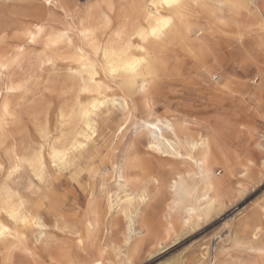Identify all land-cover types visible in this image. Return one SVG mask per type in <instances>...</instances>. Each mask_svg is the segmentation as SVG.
Returning <instances> with one entry per match:
<instances>
[{
	"label": "rangeland",
	"instance_id": "1",
	"mask_svg": "<svg viewBox=\"0 0 264 264\" xmlns=\"http://www.w3.org/2000/svg\"><path fill=\"white\" fill-rule=\"evenodd\" d=\"M87 1L89 4L91 0H75V5L67 7L65 12L60 11L61 13L55 14L54 20L44 21L43 23L37 18V9L30 7L31 4L34 5L37 1H18V6L24 8L28 6V9H31L21 13L12 8L14 4H17L16 2L6 3L8 8L3 6V3L0 4V7L5 8H0V48L2 50H0V64L7 65V67L0 70V81L2 80L0 82V163H11V166L14 167L16 155L29 160L39 153L40 146L44 143L45 151L42 155H45V172L51 178L50 182L45 185V189L46 192L47 188L51 189L47 194L52 198V203L49 204L38 196H32L27 191L32 185L40 187V181L35 179L29 164H25L22 171L9 181L12 192L19 191L21 194L19 199L25 201L24 203L31 211L39 217L41 216L42 230L50 236L51 242L49 248L36 249L39 253V259L36 263H33L26 260L24 256L26 250L27 253L33 250V242H36L34 239L35 233L33 232L34 235L30 234L29 239L16 246V249L10 248L11 245L15 244V240L12 238L6 247L0 244V263L56 264V260L59 259L57 255L63 249V253L66 252V258L62 259L60 264H67V261L73 258L92 259L93 257L102 260L103 264H180V262L182 264H264V255L261 254V249H264V184L261 183L259 178V169H251L247 166L249 157L255 159L259 156L256 145L260 142L261 130H264V119H261L257 90L259 85L256 86V89H253L251 83L248 86L250 89L243 95L237 96L232 103L233 105H226L229 120L231 119V129L229 128L227 133V140L230 147L229 156L232 167L230 166L225 177V183L220 192L221 196L217 197L210 207L196 215L185 202L172 203V211L180 221V225H182H179L168 235L162 233L152 235L141 232L138 237L142 239L141 243L136 250H133L134 252L129 247L132 240V231L126 230V224L122 223L108 226L106 225L108 221H104V224L94 230L95 235L89 242L85 230L80 225L89 202L93 199L105 205V192L107 189L110 193H114L116 189L107 158L117 140L118 126L123 119L121 106L109 104L101 109L100 113L102 115L98 117L96 135L92 134L93 138L91 137L90 140L89 149L91 151L85 152L75 164L61 170L53 167V162L48 156V145L57 137L59 138L61 133L65 134L68 131L71 125L70 110L77 100L76 95L69 92L66 96L61 94L55 99L49 98L47 105H52V107L48 108L47 105L41 104L40 94L43 91L42 85L44 82L58 78L60 84L66 85L68 89H72L73 85H76L75 93L79 95V100L84 102L87 92L81 91L80 86L82 81H87V74L84 72L85 64H93L97 67L98 71L95 78L108 87V94L118 90L112 89L113 77L103 70L99 56L93 54L87 45H84L85 51L80 56L74 47L49 48L42 39L30 41L17 31L19 28H32L34 24L40 23L44 25V32L50 29L69 28L75 33V35L73 34L74 43L81 45V40L75 31L79 26V20L84 14V8L88 5ZM212 2L215 3L217 0H212ZM257 2L264 3V0H257ZM249 11L252 12V15L244 12L239 20L240 24H243L242 27L236 29L234 24L231 25L227 29L229 34L219 30L214 32L213 29H221L224 26L219 25L218 21L210 15H206L196 25V29H201L200 38L205 40L215 53L219 50L218 53L221 56L224 49H227L230 54L235 53L236 56L230 55L228 59V63L230 62L228 66H233H227V70H231L235 66L240 70L252 69L255 66L250 65L251 68L245 66L236 58L246 50H251L257 57L262 54L260 49L261 33L257 27L259 25L257 23H260L259 12L251 9ZM217 16L225 18L227 10H224L223 14L218 11ZM196 29L189 38L196 36ZM239 32L244 34L243 41L234 35V33ZM81 57H83V61ZM49 60L52 61V64L48 63ZM218 74L225 76L226 70L222 68L215 75ZM30 77L31 79H29ZM256 77L257 74L251 71L246 76L243 75L241 80L245 78L248 82H251ZM16 79H22L23 81L20 90L9 92L6 83L9 80ZM116 79L123 82L121 77H116ZM171 81L164 84L160 93L154 89L152 90L154 98L152 108L155 114L164 115L176 111L183 112L186 108L184 104L188 101L192 105V110H196V116L201 123L205 120L213 123L214 107L205 105L206 98L201 91L191 85L185 86L182 77ZM253 90L256 91L255 98L251 95ZM140 98L141 93L139 91L135 92L134 101L139 102ZM245 100L248 102L245 103ZM4 102L13 110L24 113L22 122L11 125H6L3 122L2 104ZM61 111L66 114L64 117L60 115ZM204 112L207 114L204 115ZM41 122L47 129V137L43 141L40 137ZM50 130H52V133ZM250 131H255L256 134L254 136L249 135ZM90 154L92 156H89ZM88 156L92 160H89ZM214 171L219 174V172H223V169L215 167ZM246 172L248 176L245 175ZM57 173L59 175L55 176ZM0 175L7 176V173ZM3 183L4 181L0 180V201L8 200L9 196L7 192L3 191ZM19 199L13 198V203H17ZM53 208L55 210H51ZM6 220L7 216L1 211L0 222H6ZM11 226L13 227V225ZM258 227L260 230L255 239L253 233ZM70 228L71 231H68ZM77 238H83L88 256H84L83 252L78 251L80 246L75 243L78 240ZM126 239L127 243L125 242ZM244 245H247V247ZM53 246L54 248H52ZM6 248L7 252L5 251ZM70 248L74 249L71 253L67 250ZM1 256H3V259Z\"/></svg>",
	"mask_w": 264,
	"mask_h": 264
},
{
	"label": "bare ground",
	"instance_id": "2",
	"mask_svg": "<svg viewBox=\"0 0 264 264\" xmlns=\"http://www.w3.org/2000/svg\"><path fill=\"white\" fill-rule=\"evenodd\" d=\"M18 1L20 0H0V4L3 3V6H5L4 3L16 2L17 4H14L12 8L20 13L31 10L28 9V6L27 8L21 7L20 5L18 6ZM112 2H116V0H91L89 4L87 1L88 5L84 8V14L79 20V26L75 31L81 40V45L74 43L73 34L75 35V33L72 32V29L59 28V30L50 29L44 32V25L41 24L44 21L52 20L58 12H65L67 7L75 5V0H51L50 5L43 4V0H40L42 7L40 10L35 11L41 23L34 24L32 28H19L17 31L30 41L42 39L49 48L61 46L74 47L80 56L85 51L84 45H87L93 54L99 56L103 65V70L105 71V68H107V73L111 77H113L112 68H116V77H121L123 82H131L130 86L125 90H115L116 92L108 94V87L104 86L95 78L97 71L93 74L89 70L93 64H88V68L84 65V72L87 74L86 82L89 87V90L86 91V100L84 102L79 100V103H77L76 100L73 103L69 115L71 125L65 134L61 133L59 138L57 137L53 142L49 143L48 156L51 162H53V153H66L71 162L70 165L75 164L85 152L90 150V140L93 136V132L96 131L98 126V117L96 115H91L93 112L92 105L94 103L97 105L98 112L102 109L99 107L100 104H103V106L109 104H118L121 106L123 119L118 126L117 140L112 146L110 155L107 158L110 163L109 166H111L112 179L114 178L116 189L114 193H110L109 189H107L105 192V205L92 199L88 204V208H86L87 210L80 221V225L85 230L86 236L88 237L89 225H92L94 231L100 225L104 224V221H108V223L106 222L108 226L118 225L120 223L126 224V230L132 231V240L129 247H131V251H133L136 250L141 243L142 239L138 238L141 232L152 235L155 233L168 235L180 225V221L176 218L177 216L175 217L172 211V203L178 201L185 202L197 215L199 212H204L212 205L217 197L221 196L220 192L231 166V160H225L224 154L221 153L216 146L218 141V143L224 147L228 155L230 154L227 133L231 126V119L229 120V113L228 110L226 111V105H233L232 103L237 96L243 95L250 89L248 86L251 82H248L247 79H245L246 77L244 80H241V77L243 75L246 76L251 71L255 72L258 76L259 67L255 65L252 69L246 68L240 70L235 66L232 67L231 70H227V66L230 62L228 63V60H224L223 55L217 57L214 54L213 48L205 40L200 38L201 29H196V36L194 38H189L186 32L183 35L180 34L178 31L179 25H177L176 28L169 30L168 40L164 42L157 41L151 36V30L156 26L157 17H149L148 14L142 12L135 15L133 20L128 23L126 27L121 26L120 31L123 33L122 36L117 35L116 29L106 31L104 29L108 26V22L105 17L111 19L112 13L108 5ZM138 2L149 3L150 0H138ZM0 8L5 9L3 7ZM156 11V9L152 10L153 13ZM159 13L161 17L167 16L168 10L162 8L159 10ZM257 24H259V22ZM38 28L40 31H37ZM98 28L100 30L97 36V43L93 46L92 37L89 35H81V33H88L90 29L95 30ZM141 34L144 35V39L141 38ZM113 44H115V48L112 47ZM105 46H108L107 51L109 53V59L107 60L105 59ZM97 49H99V51H97ZM141 49H146V51H141ZM113 50L120 53V55L115 57L111 56ZM217 51L219 52V50ZM148 53L151 54V65L143 63ZM138 61H140V63H137ZM109 65H111V67H108ZM231 66L233 65L228 67ZM222 68L226 70L225 76L219 74L215 75ZM179 77L184 79L185 86L191 85L201 91L206 98L205 105L214 107L215 114L213 116V123L209 122V120H205L201 123L196 116V110H192V105L188 101L184 104L186 108L183 112L176 111L164 115L155 114L152 108V105H154L152 90L154 89L156 92L160 93L164 84H168L171 80L173 81V79ZM214 77H218V80H214ZM255 79H257V77L253 80ZM22 83V79L9 80L6 83V88L20 87ZM136 85H139V87H136ZM228 85H231V92L227 90ZM257 85L259 84L257 83ZM141 89L145 90L142 91ZM138 91L141 93V98L139 102H135L134 94ZM232 93L236 94L233 95ZM4 104L7 103L4 102L2 105ZM80 105L86 106L85 109H81ZM74 108L75 113L73 112ZM85 110L88 111L90 115L85 116L83 114ZM205 114L207 113L204 112V115ZM60 115L64 117L66 114L61 111ZM50 131L52 133V130ZM210 133H215L217 137V140L214 141L212 145L210 166L213 171L218 162L224 165V167L223 172H219L218 174L219 179L213 177L212 183L207 184L205 180L201 178L198 164L199 160L203 159L205 153L208 151L207 148L200 147V142L202 139L207 142ZM133 144H135V152L132 155L140 156L151 162V167L145 171L138 172L135 167L125 164V158L129 153L130 146ZM80 145H84V148H81ZM193 145L197 147L193 148ZM173 153H176V155H173ZM89 156L92 155L90 154ZM188 156H192L197 163L193 164L189 160L181 159V157ZM44 157L45 155H42V159L39 157L35 160H33V157L29 159L32 161V172L33 168L39 172L41 166H43L45 170L46 162ZM89 160L92 159L89 157ZM15 163L13 164L14 166ZM56 163L59 164V159ZM208 170L209 165H206L205 171ZM237 171H239V169ZM160 173H163L166 180L164 186H162V191L156 194L155 176ZM55 176L58 175L56 174ZM107 184L109 183L107 182ZM145 189H147L148 194L152 196V199L147 203H141L139 197L145 192ZM6 201L7 200L0 201V209L5 208ZM21 201L23 200L19 199L17 203H13L15 209L20 213L19 218L14 220L6 211H2L7 216V220L6 222H0V224H3L4 227L8 228L12 233V237L15 240V244L10 246L12 249H16V246L23 244L29 239L30 234H33V232L35 233V235H33L37 243L33 242L32 251L29 249L30 252L28 253H31V255H29L26 250L24 257L26 260L36 263L37 259H39V253L36 249L49 248L51 238L42 230L43 223H41V216L39 217L35 212L31 211L24 203L25 201L21 206ZM11 206L12 205H9V207ZM24 220H27V224L22 222ZM11 225H13V227ZM69 226H71V224H69ZM259 230L260 228L258 227L253 233L255 239ZM68 231H71V228ZM52 248H54V246ZM62 250H60L59 255H57L59 259L56 260V264H60L61 260L66 258V252L63 253L64 251ZM5 251L7 252V248ZM1 258L3 259V256H1ZM96 259L100 260L98 258ZM47 262L49 263V261ZM103 263L102 261V264Z\"/></svg>",
	"mask_w": 264,
	"mask_h": 264
},
{
	"label": "snow or ice",
	"instance_id": "3",
	"mask_svg": "<svg viewBox=\"0 0 264 264\" xmlns=\"http://www.w3.org/2000/svg\"><path fill=\"white\" fill-rule=\"evenodd\" d=\"M43 4H51V0H43ZM5 6H7L5 4ZM30 7H35L37 10H40L42 5L40 3V0H37V2L34 5H30ZM109 9L111 10L112 16L111 19L108 17H105V19L108 22V26L104 29L106 31H111L112 29L117 30V35L122 36L123 33L120 31L121 26L126 27L128 23H130L133 20V17L135 15H138L139 13H145L148 14L149 17L155 16L156 19V26L152 28L151 30V36L160 42H164L168 40L169 30L172 28H176L177 25H179L178 31L181 35H183L185 32L190 36L193 34L194 29H196V25L199 20L205 18L206 15H210L212 18L216 19L219 23V25L224 26V28L221 29H213V31H223L225 34H229L227 29L234 24L236 29H240L242 25L240 24L239 20L244 12H248L249 15H252L251 10H256L259 12V19L260 23L257 25V27L260 29L261 33V43H260V49H261V55L257 57L254 53L251 52V50H246L241 55L237 56L236 58L243 63L245 66L250 65H258L259 72L257 79L251 81V85L253 86V89H256L257 83L258 86V96H259V105H260V112H261V119H264V3H258L257 0H217V2L213 3L212 0H150L149 3H141L138 2V0H116V2L109 3L108 5ZM162 8H166L168 10L167 16H160L159 10ZM153 9H156L157 11L155 13L152 12ZM224 10H227V16L225 18H221L217 16V12H221V14L224 13ZM99 28L92 30L90 29L88 33H81V35H89L92 37V43L93 46L97 43V36L99 32ZM37 31H40L38 28ZM30 34V33H29ZM235 36H238V38L243 41L244 34L243 32L234 33ZM141 38L144 39V35L141 34ZM107 47L105 46V59H109V53L107 51ZM113 48H115V44L112 45ZM99 51V49H97ZM141 51H146V49H141ZM217 57L220 56V53H214ZM117 55H120V53H117L115 50L111 53V56L115 57ZM230 55H235V53L230 54L227 49L223 50V59L228 60ZM81 60L83 61V57H81ZM49 64H52V61H48ZM90 63V62H89ZM137 63H140L138 61ZM143 63L151 65L152 59L151 54L148 53L145 56V59L143 60ZM7 67L5 64H0V68ZM85 67L88 68V64H85ZM103 67V65H101ZM108 67H111L109 65ZM93 74H95L96 71H98L97 67L95 65H92L89 69ZM105 71L107 72V68H105ZM113 71V80H112V89L114 90H125L128 86H130L131 82H122L118 79H116L115 73L116 68H112ZM31 79V77L29 78ZM214 79L218 80V77H214ZM27 83V81H26ZM43 91L40 94V102L41 104L47 105V101L49 98L55 99L57 96L68 95L69 92H71L73 95H76L77 103H79V95L75 93L76 85H73L72 89H68L66 85H61L59 82V79H52L50 81H46L42 85ZM136 87H139V85H136ZM20 90V87H13L8 89L9 92H17ZM80 90L83 92H86L89 90L88 83L86 81L81 82ZM142 91L145 89H141ZM227 90L231 92V85L227 86ZM235 95L236 93H232ZM253 98L256 96V92L253 91L251 93ZM248 101L245 100V103ZM48 108H51L52 105H47ZM81 109H85L86 106L80 105ZM100 108H103V104L99 105ZM93 112L91 115H96L99 117L102 115V113L97 111V105L94 103L92 105ZM3 116H4V123L6 125L16 124L20 123L23 120L24 113L13 110L8 104L3 105ZM73 112L75 113V108L73 109ZM85 116L90 115L88 111H84L83 113ZM255 131H250L249 135H255ZM93 135H96L95 132H93ZM40 137L43 141L47 137V129L43 126V123L40 124ZM217 140V137L215 133H210L207 142L205 140H201L200 147L201 148H207L208 151L205 153L204 158L199 160L198 166L200 167V175L201 178L205 180L207 184H211L213 177H216L219 179V175L212 170L210 166V161L212 159V145L213 142ZM151 146V145H150ZM217 148H219L220 152L224 154L225 160H230V156L225 151L224 147L220 145L217 141ZM81 148H84V145H80ZM197 147L196 145H193V148ZM256 147L259 150V156L255 159L249 157L247 166L251 169L258 168L259 169V178L261 180V183L264 184V130H261L260 132V142L256 145ZM45 151V148L43 144L40 146L39 154L33 157V160H35L37 157L42 159V153ZM135 152V144L130 146L129 153L125 158V164L131 165L132 167H135L138 172L145 171L146 169L151 167V162L148 160H145L144 158L140 156H133L132 154ZM173 155H176V153H173ZM237 155H239L237 153ZM59 159V164L56 163V161ZM181 159H186L191 161L193 164H196L197 161L192 158V156L188 157H181ZM15 166H11V163H0V174L7 173V176L0 175V180H3V191L7 192L9 194L8 200L6 201V206L3 209H0V211H6L8 215L16 220L19 218V211L15 209V206L13 205V198L19 199L20 198V192H12L11 188L9 187V181L15 178L16 174L20 173L22 171V168L25 164H29L32 166V161L28 159L22 158L20 155L15 156ZM52 160H53V167L54 168H60L61 170L67 169L70 166V160L67 157L66 153H53L52 154ZM209 165V170L205 171V166ZM215 167L223 169L224 165L221 163H217ZM33 175L35 176V179L40 181V187H36L35 185H32L27 191L31 193L32 196H38L41 200L46 201L47 203H52V198L47 194V192H50L51 189H48L46 192L45 185L50 182L51 178L47 176L43 166H41V169L39 172L33 168ZM59 175V173H57ZM245 175H248L246 172ZM156 180V194H159L162 191V186L165 184L166 177L163 175V173L157 174L155 176ZM141 203H147L152 199V196H150L147 192V189H145V192L142 193L139 197ZM9 205H12L9 207ZM23 205V201H21V206ZM51 210H55L54 208ZM23 223L27 224V220L22 221ZM79 235V233H77ZM95 233L92 229V225H89V233H88V239L89 242L93 239ZM12 233L8 228H5L3 224H0V244L4 245L5 247L9 244L10 239H12ZM127 243V239L125 240ZM76 244L80 246L79 250L80 252L84 253V256H88V253L85 251V243L83 238L78 239L75 241ZM247 247V245H244ZM68 251L71 253L74 251V249H68ZM31 255V253H28ZM261 254L264 255V249H261ZM67 264H102V261L97 260L95 257L92 259H79V258H73L67 261ZM182 264V262H180Z\"/></svg>",
	"mask_w": 264,
	"mask_h": 264
}]
</instances>
